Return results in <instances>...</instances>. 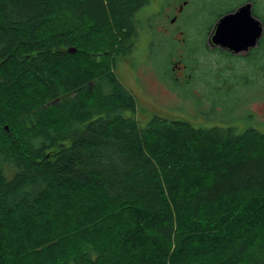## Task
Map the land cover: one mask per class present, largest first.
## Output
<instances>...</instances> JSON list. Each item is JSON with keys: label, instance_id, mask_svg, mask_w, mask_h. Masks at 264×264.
Instances as JSON below:
<instances>
[{"label": "trees", "instance_id": "1", "mask_svg": "<svg viewBox=\"0 0 264 264\" xmlns=\"http://www.w3.org/2000/svg\"><path fill=\"white\" fill-rule=\"evenodd\" d=\"M149 1L0 0V264H264V131L142 127L117 76Z\"/></svg>", "mask_w": 264, "mask_h": 264}, {"label": "rangeland", "instance_id": "2", "mask_svg": "<svg viewBox=\"0 0 264 264\" xmlns=\"http://www.w3.org/2000/svg\"><path fill=\"white\" fill-rule=\"evenodd\" d=\"M185 1L188 4L172 24ZM207 1L150 0L135 15L132 49L116 57L117 76L137 99V119L142 127L154 117H160L186 121L193 126L234 127L237 132L248 128L264 131V84L252 87L236 83L235 73L222 72L217 79L232 76V85L227 95H216L212 104L207 97L195 95V84L209 80L211 74L195 73V52L189 47H177L169 38V33L184 31L195 45V32L208 34L214 21L209 13L202 11ZM172 52L175 61L181 58L191 66L189 70L174 71L173 66L166 65Z\"/></svg>", "mask_w": 264, "mask_h": 264}, {"label": "flooded vegetation", "instance_id": "3", "mask_svg": "<svg viewBox=\"0 0 264 264\" xmlns=\"http://www.w3.org/2000/svg\"><path fill=\"white\" fill-rule=\"evenodd\" d=\"M187 4L188 2L185 1L183 5H180L172 24ZM202 8V11L210 14L209 18H212L214 22L208 34L195 32V45H192L194 42L186 36L184 31L169 33V38L178 45L177 47L186 49L189 47V50L195 52V66L193 65L195 73L206 71L208 75L211 74L209 80H204L202 84H195V95L200 98L207 97L212 104L216 101L214 100L216 95L219 97L227 95L232 85V76L217 79L221 77L222 72L235 73L238 79L236 83L262 87L264 84V0H208ZM241 10H243L242 18L246 22L242 28L243 41L235 47H227L215 42L213 37L218 22L223 17L236 14ZM165 32L168 34L167 30ZM173 54L174 52L171 53L166 65H169V68L173 66L174 71L189 70L191 66L184 63L181 58L175 61L173 57L176 56Z\"/></svg>", "mask_w": 264, "mask_h": 264}, {"label": "water", "instance_id": "4", "mask_svg": "<svg viewBox=\"0 0 264 264\" xmlns=\"http://www.w3.org/2000/svg\"><path fill=\"white\" fill-rule=\"evenodd\" d=\"M243 10L240 12L223 17L217 24L214 41L223 46L235 47L243 41L242 28L246 24L243 17ZM174 22V21H173ZM251 23V22H249ZM71 54L77 52L76 47L69 48ZM8 130V126L5 127Z\"/></svg>", "mask_w": 264, "mask_h": 264}]
</instances>
